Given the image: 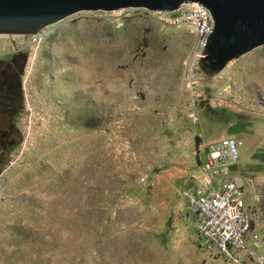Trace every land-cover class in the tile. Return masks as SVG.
Returning a JSON list of instances; mask_svg holds the SVG:
<instances>
[{
    "label": "rangeland",
    "instance_id": "rangeland-1",
    "mask_svg": "<svg viewBox=\"0 0 264 264\" xmlns=\"http://www.w3.org/2000/svg\"><path fill=\"white\" fill-rule=\"evenodd\" d=\"M195 40L139 9L0 34L22 90L0 120V264H231L201 248L184 193L201 183L204 146L237 122L264 143V46L209 75L191 65ZM237 151L242 167L249 142Z\"/></svg>",
    "mask_w": 264,
    "mask_h": 264
},
{
    "label": "built area",
    "instance_id": "built-area-1",
    "mask_svg": "<svg viewBox=\"0 0 264 264\" xmlns=\"http://www.w3.org/2000/svg\"><path fill=\"white\" fill-rule=\"evenodd\" d=\"M139 10L163 26H184L195 33L191 65L194 66L205 56L207 38L213 30V21L206 8L189 3L173 12ZM139 50L143 51V45ZM189 118L196 123L193 113ZM237 161V143L234 139L225 138L207 147L204 160L200 163L201 183L194 190L184 193L188 213L195 221L201 248L211 259H221L231 264H241L245 260L264 264V239L256 231V209L245 204L242 188L228 176L227 165L236 164ZM251 224L255 226L254 234L249 231ZM251 239L253 247L246 246V240Z\"/></svg>",
    "mask_w": 264,
    "mask_h": 264
},
{
    "label": "water",
    "instance_id": "water-1",
    "mask_svg": "<svg viewBox=\"0 0 264 264\" xmlns=\"http://www.w3.org/2000/svg\"><path fill=\"white\" fill-rule=\"evenodd\" d=\"M189 3L206 8L213 21L201 59L207 74L216 75L230 61L264 46V0H0V34H36L83 11L173 12Z\"/></svg>",
    "mask_w": 264,
    "mask_h": 264
},
{
    "label": "crops",
    "instance_id": "crops-1",
    "mask_svg": "<svg viewBox=\"0 0 264 264\" xmlns=\"http://www.w3.org/2000/svg\"><path fill=\"white\" fill-rule=\"evenodd\" d=\"M233 129L235 131L231 132L230 138L235 140L237 146L241 144L242 140L246 139L251 146V152L249 161L245 162L242 167L238 161L236 164L227 165L228 176L234 179L236 184L242 188L245 204L254 206L257 212L259 209L260 194L264 190V148L262 147L264 143L259 138L262 127L252 125V123L250 124V122L245 121L237 122L233 125ZM236 131L240 134H245L246 137H239L237 140L235 136L237 135ZM212 143V141H208L206 146H204L202 150L204 151V157L207 147L212 145ZM232 170L233 172H231ZM245 192L247 196H245ZM259 234L264 238V234L261 232Z\"/></svg>",
    "mask_w": 264,
    "mask_h": 264
},
{
    "label": "trees",
    "instance_id": "trees-1",
    "mask_svg": "<svg viewBox=\"0 0 264 264\" xmlns=\"http://www.w3.org/2000/svg\"><path fill=\"white\" fill-rule=\"evenodd\" d=\"M0 66V120L4 121L5 118L15 116L22 109V90L20 74L14 67L2 61ZM5 138L6 133L0 129V141ZM14 144L11 142L5 145L13 146Z\"/></svg>",
    "mask_w": 264,
    "mask_h": 264
},
{
    "label": "bare ground",
    "instance_id": "bare-ground-1",
    "mask_svg": "<svg viewBox=\"0 0 264 264\" xmlns=\"http://www.w3.org/2000/svg\"><path fill=\"white\" fill-rule=\"evenodd\" d=\"M260 52V51H259ZM257 54V53H256ZM260 54H263V52H261ZM258 55V54H257ZM261 58V56H259V59ZM264 58V57H263ZM259 71H260V76H264V60L260 61V66H259ZM251 84V83H250Z\"/></svg>",
    "mask_w": 264,
    "mask_h": 264
}]
</instances>
